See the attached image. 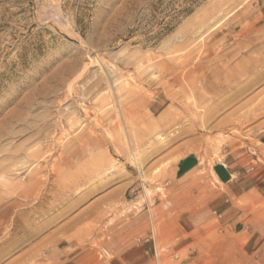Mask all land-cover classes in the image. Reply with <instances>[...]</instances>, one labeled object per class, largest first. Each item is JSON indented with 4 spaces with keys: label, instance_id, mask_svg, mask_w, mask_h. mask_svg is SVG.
Returning a JSON list of instances; mask_svg holds the SVG:
<instances>
[{
    "label": "rangeland",
    "instance_id": "obj_1",
    "mask_svg": "<svg viewBox=\"0 0 264 264\" xmlns=\"http://www.w3.org/2000/svg\"><path fill=\"white\" fill-rule=\"evenodd\" d=\"M257 147L264 176V0H0V264H264L261 196L160 236L222 190L183 195L181 157Z\"/></svg>",
    "mask_w": 264,
    "mask_h": 264
},
{
    "label": "crops",
    "instance_id": "obj_2",
    "mask_svg": "<svg viewBox=\"0 0 264 264\" xmlns=\"http://www.w3.org/2000/svg\"><path fill=\"white\" fill-rule=\"evenodd\" d=\"M258 141L260 142V138ZM254 151H256L257 158L252 156L253 154L249 149L240 155L237 152H229L223 157V161L215 163L212 169L207 170L202 169L200 158L195 153H187L175 163L172 173H170L169 182L176 184L183 195L188 193V189L192 187L193 190L201 189L205 184L204 182L208 183L206 186H219L222 190L203 207L198 205L189 212L178 214L176 219L172 221L171 228L169 229L168 226L166 231L160 233L162 238L167 236L166 240L169 238L172 240L170 249L179 251L188 247L195 239L196 233L200 232L202 227L211 225L215 218L214 213L216 214L221 209H224L221 213L226 214L224 225L231 229L237 227V231L241 232L248 220L255 224L258 223L254 219H258V217L250 214L249 209L260 206V196L264 197V176L260 169V163H257V160L260 159V147ZM250 159L256 161V164L249 162ZM197 200L199 202L200 194H198ZM238 201L247 202L243 206V209L246 210L239 214L232 213L234 208L238 206ZM169 233H171L170 236ZM263 249L264 231L258 227L244 240L242 251H262ZM127 251L134 250L131 248ZM135 251H152V249L149 247ZM134 263L135 259L128 255L123 259L119 257L114 264Z\"/></svg>",
    "mask_w": 264,
    "mask_h": 264
}]
</instances>
